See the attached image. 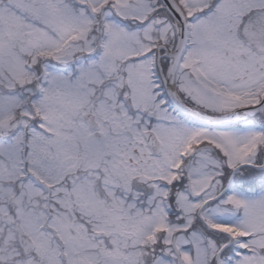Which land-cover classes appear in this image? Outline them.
Listing matches in <instances>:
<instances>
[{"label":"snow or ice","instance_id":"6c2138e0","mask_svg":"<svg viewBox=\"0 0 264 264\" xmlns=\"http://www.w3.org/2000/svg\"><path fill=\"white\" fill-rule=\"evenodd\" d=\"M0 264H264V0H0Z\"/></svg>","mask_w":264,"mask_h":264}]
</instances>
